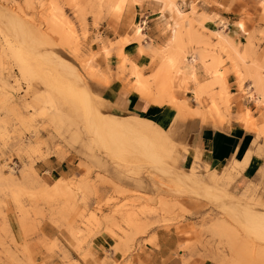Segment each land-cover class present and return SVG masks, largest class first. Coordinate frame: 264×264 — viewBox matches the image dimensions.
Masks as SVG:
<instances>
[{"label":"rangeland","instance_id":"rangeland-1","mask_svg":"<svg viewBox=\"0 0 264 264\" xmlns=\"http://www.w3.org/2000/svg\"><path fill=\"white\" fill-rule=\"evenodd\" d=\"M141 1L0 0V264H37L31 238H37L35 247L65 251L43 237V220L65 230L78 252L104 231L127 259L161 231L172 236L168 244H175L173 254L183 264H264V233L257 232L264 230V182L246 173L251 153L212 168L196 152L186 168V121L177 123L226 122L230 75L241 94L262 97L264 104V0L258 3L260 21L246 7L234 23L205 14L197 23L195 3L186 14L180 0H161L176 14L166 45L147 44L142 21L133 24L130 37L105 38L126 6ZM208 21L216 24L214 32L204 26ZM134 44L148 65L126 52ZM198 63L209 75L204 82L197 79ZM247 80L253 92L244 88ZM191 83L195 102L179 96L190 95ZM134 97L168 105L174 120L164 127L135 113ZM239 114L247 128L254 125L249 110ZM107 119L118 131L144 139L149 150L130 135L123 144L102 138L103 144L97 133ZM257 130L258 138L264 136V125ZM51 156L66 161L69 174L48 183L35 164ZM247 209L260 218L256 227L245 218Z\"/></svg>","mask_w":264,"mask_h":264},{"label":"crops","instance_id":"crops-1","mask_svg":"<svg viewBox=\"0 0 264 264\" xmlns=\"http://www.w3.org/2000/svg\"><path fill=\"white\" fill-rule=\"evenodd\" d=\"M209 1L217 2L218 5L204 4L202 0H180L179 6L184 13L191 14L192 4L195 3L198 6V11L194 20L197 23L201 20L202 17L199 16L202 14L208 17H218L223 22H238L239 15L246 7L253 12L255 22L261 19V11L258 8V3L263 0ZM226 8H229L230 11L226 12ZM175 17L176 14L166 8L164 1L142 0L137 5L128 4L118 25L113 29H109L104 34V37L109 40L123 39L126 36L130 37L132 36L133 24L136 21L143 22L146 20L147 25L144 32L148 39L147 44L153 42L154 46H164L172 36L170 27L173 26ZM204 26L212 32L217 29L215 27L216 24L214 26V23L210 21L206 22ZM225 32L229 38L237 41L236 34L230 29H228V32L226 29ZM213 42H216V39ZM97 48L100 49L101 46L97 45ZM137 50L138 46L136 44L126 47V52L132 59L142 65H148L149 58L138 56ZM187 62L184 68L188 71L189 63L192 62ZM101 65L104 66L103 63ZM156 65H158V62ZM226 65L230 68L229 63ZM196 74L200 82H204L209 78L201 63L196 65ZM227 83L232 91L233 99L231 101V117L226 122L223 124L215 123L211 120L204 122L202 118L177 121V123L186 121L182 126L186 132L184 143L190 152V156L184 157L183 164L186 168L191 166L194 154L199 152L204 164L212 168H222L227 166L237 153L241 159L246 158L251 153L249 163L245 167L246 173L250 179L264 182L262 175V171H264V136L262 135L258 138L257 130V128L264 125V104L259 105L260 102H263L262 97L254 96L253 99L246 92L241 94L237 89L235 78L231 75L227 78ZM114 87H110L112 90L110 92L112 98L116 99L119 97V93H117V90H114ZM194 88L195 85L191 83L188 86V90L191 92L190 95L189 93H180L179 96L184 99H192L195 102V97L192 94ZM244 88L250 89L253 92L250 80L245 82ZM130 103L135 113L143 114L164 127H168L176 116V111L168 105H149L146 101L137 97H134ZM196 108L197 106L195 104L193 109ZM246 110H249L251 113L254 127L247 128L242 121V116L239 112ZM65 163L67 162H60L54 156H51L46 161L37 162L35 164V170L46 182L51 183L54 178L69 174L68 166ZM39 230L43 237L49 241H59L64 246L65 251L58 250L50 252L43 247H35L37 238H31L28 241L32 244V250L34 251L33 259L37 264H183L173 254L176 251L175 244L172 246L168 244L172 236L166 235L161 231L156 233V240L152 241V243L143 244V252H136L130 258L126 259L121 251H115L117 241L109 233L104 231L92 240L90 246H84L82 251L78 252L73 247L74 241L68 233L65 230L58 229L50 220L41 221ZM14 232L18 237L22 235V232L17 228H15ZM194 262L191 264H195ZM197 264L202 263L198 262Z\"/></svg>","mask_w":264,"mask_h":264},{"label":"bare ground","instance_id":"bare-ground-1","mask_svg":"<svg viewBox=\"0 0 264 264\" xmlns=\"http://www.w3.org/2000/svg\"><path fill=\"white\" fill-rule=\"evenodd\" d=\"M141 26V25H140ZM143 28V27H142ZM144 29V28H143ZM169 60H170V62L171 61H173L172 60V58L170 59L169 58ZM74 73V72H73ZM75 74V73H74ZM73 74V75H74ZM76 77V76H75ZM67 78H69V77H67ZM71 79V78H70ZM73 79V78H72ZM77 79V78H76ZM74 80V79H73ZM79 81H80V83H81V80H80V78L78 79ZM78 80H76V81H78ZM74 82V81H73ZM73 86V85H72ZM78 90V89H77ZM84 92V91H83ZM91 123V122H90ZM95 123H97V122H95ZM99 124V123H98ZM97 124V125H98ZM103 125V127H99L98 129H99V131H98V133H97V136L99 135V140L101 141V139L102 138H104L105 140H108V141H106L107 143H109L110 144V142L112 143V142H114L115 143V141L116 142H120V143H122L123 144V139L125 138V136L126 135H130L131 137L134 135L130 130H126V131H124V132H120V131H118V129H117V125L111 120V119H107V120H104L103 121V123H102ZM99 126V125H98ZM92 127V126H91ZM95 128H97V127H95ZM130 136H129V138H130ZM134 137V136H133ZM132 137V139H135V138H138L137 140L139 141L140 140V138L138 137V135H135V138H133ZM104 139H102V140H104ZM126 139H128L127 137H126ZM131 139V140H132ZM110 140V141H109ZM135 141V140H134ZM102 142V141H101ZM100 142V143H101ZM105 141H103L102 143L103 144H105L106 143ZM135 143V142H134ZM116 144V143H115ZM114 144V145H115ZM119 144V143H118ZM130 145H132V143H129ZM138 144V143H137ZM138 145H141V147L142 148H145V149H147V150H149V145L146 143V141L144 140V139H142V141H139V144ZM111 146V145H110ZM113 146V145H112ZM133 146H134V144H133ZM132 146V147H133ZM129 147H131V146H129ZM121 149V148H120ZM127 148H125V150H126ZM128 149H130V148H128ZM127 149V150H128ZM134 151H135V149L134 148H132ZM117 151V150H116ZM123 151V150H122ZM122 151H120V152H122ZM130 151V150H129ZM137 151V150H136ZM110 152V151H109ZM113 153V152H112ZM117 154V153H116ZM120 154V153H119ZM127 155H129V154H127ZM130 155H132V153H130ZM117 156V155H116ZM123 156V155H122ZM126 157V156H125ZM130 158V157H129ZM138 159V158H137ZM122 160V159H121ZM129 160V159H128ZM132 163V162H131ZM182 179H184V180H188V179H186V178H184V177H182ZM178 181H179V179H178ZM190 184V183H189ZM195 184V183H194ZM197 185V184H196ZM196 185H194L195 187H196ZM193 186V185H192ZM193 186V187H194ZM204 189H205V187H204ZM216 189V188H215ZM201 191V190H200ZM228 200V199H227ZM232 200V199H231ZM237 208V207H236ZM238 210V209H237ZM248 211H246V210H243V213H244V215H245V218L249 221V223L250 224H253V226L254 227H256L257 226V224H259L260 223V221H259V217H258V215L257 214H255V213H253V212H251L250 211V209H247ZM236 211V210H235ZM241 218V217H240ZM264 218V217H263ZM245 222H246V220H244ZM248 223V222H247ZM249 224V225H250ZM248 225V224H247ZM258 228V227H257ZM261 229H257V232H260V233H264V230H261ZM264 235V234H263Z\"/></svg>","mask_w":264,"mask_h":264},{"label":"built area","instance_id":"built-area-1","mask_svg":"<svg viewBox=\"0 0 264 264\" xmlns=\"http://www.w3.org/2000/svg\"><path fill=\"white\" fill-rule=\"evenodd\" d=\"M141 24H142V27H143V28H145V27H146V25H147V21H146V20H144L143 22H141Z\"/></svg>","mask_w":264,"mask_h":264}]
</instances>
